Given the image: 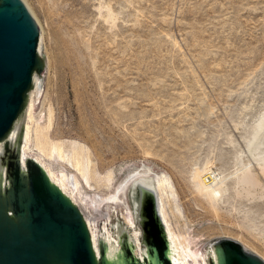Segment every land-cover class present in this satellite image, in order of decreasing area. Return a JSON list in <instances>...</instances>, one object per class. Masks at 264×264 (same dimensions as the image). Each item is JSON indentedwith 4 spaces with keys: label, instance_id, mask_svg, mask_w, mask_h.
Wrapping results in <instances>:
<instances>
[{
    "label": "rangeland",
    "instance_id": "374dc122",
    "mask_svg": "<svg viewBox=\"0 0 264 264\" xmlns=\"http://www.w3.org/2000/svg\"><path fill=\"white\" fill-rule=\"evenodd\" d=\"M22 1L44 53L34 117L45 126L51 107L48 137L84 143L113 172L106 189L53 160L80 180L85 216L144 166L169 178L165 210L195 258L220 236L264 260V159L245 138L264 110V0ZM246 166L249 196L236 183Z\"/></svg>",
    "mask_w": 264,
    "mask_h": 264
},
{
    "label": "water",
    "instance_id": "95a60500",
    "mask_svg": "<svg viewBox=\"0 0 264 264\" xmlns=\"http://www.w3.org/2000/svg\"><path fill=\"white\" fill-rule=\"evenodd\" d=\"M38 35L22 0H0V264H264L220 236L192 263L177 259L156 174L130 175L84 218L47 171L21 152L27 103L37 107L45 77Z\"/></svg>",
    "mask_w": 264,
    "mask_h": 264
},
{
    "label": "bare ground",
    "instance_id": "6f19581e",
    "mask_svg": "<svg viewBox=\"0 0 264 264\" xmlns=\"http://www.w3.org/2000/svg\"><path fill=\"white\" fill-rule=\"evenodd\" d=\"M32 104V102L27 103L21 152L31 155L64 190V186L68 187L72 183L74 189L71 190L70 194L67 191L66 193L71 198V200L79 207V204L85 201L81 193L80 180L77 176H74L71 178V180H69L65 171H57L52 163L54 159H62L71 164V166H73L77 170V172L80 174V177L86 182V184H88L90 180H93L98 186H103L104 188H108L109 186H111L112 180H114L112 170H107L104 173L98 172L95 168V164L91 160V152L84 143L74 139L49 138L47 131L51 127L49 125L51 124L50 120L52 119V109L50 110L51 107H48V123H46L45 126H42L45 123L40 125V123L34 117ZM259 114V120L257 121V123L253 127L251 126V128H248V130H246L245 138H249L248 144L246 145L248 152L251 153L254 158L263 157L262 159H264V110H262ZM261 172L264 173V169ZM134 173L156 174V191L160 202L163 218L176 257L177 259L185 262H188V259L190 258H195L193 249L190 247L185 237H182V234H176L171 227L168 214L165 210V206L169 205V197L171 196V194L173 195V189L170 184L169 178L163 173L151 172L150 168L143 166L141 170L139 168L134 170V172L129 173L124 179ZM236 183L240 186L245 195H254L253 190L254 187H256L255 185L258 184V178L255 176V174H253L250 168L246 166L240 173V176L238 177ZM110 188L111 187H109L108 189ZM75 193L77 195L78 201H76L74 197ZM262 193L263 191L261 193L259 192L261 196ZM174 198L175 197H173V199ZM77 202H79V204ZM176 206L177 205L175 203V207ZM80 209L83 212L84 218L86 219L85 212L81 207Z\"/></svg>",
    "mask_w": 264,
    "mask_h": 264
},
{
    "label": "built area",
    "instance_id": "2783aa9c",
    "mask_svg": "<svg viewBox=\"0 0 264 264\" xmlns=\"http://www.w3.org/2000/svg\"><path fill=\"white\" fill-rule=\"evenodd\" d=\"M206 178L209 179V176H207Z\"/></svg>",
    "mask_w": 264,
    "mask_h": 264
}]
</instances>
